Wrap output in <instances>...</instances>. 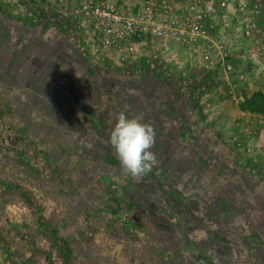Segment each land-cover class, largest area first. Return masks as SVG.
<instances>
[{
    "label": "rangeland",
    "instance_id": "rangeland-1",
    "mask_svg": "<svg viewBox=\"0 0 264 264\" xmlns=\"http://www.w3.org/2000/svg\"><path fill=\"white\" fill-rule=\"evenodd\" d=\"M85 1L0 0V264H264V0H169L197 29L120 49ZM121 111L155 130L145 176L109 142Z\"/></svg>",
    "mask_w": 264,
    "mask_h": 264
},
{
    "label": "built area",
    "instance_id": "built-area-1",
    "mask_svg": "<svg viewBox=\"0 0 264 264\" xmlns=\"http://www.w3.org/2000/svg\"><path fill=\"white\" fill-rule=\"evenodd\" d=\"M77 17L90 28L92 40L99 48H119V43L128 42L135 47L134 36L148 35L156 40H178L177 33L196 30L194 23L180 29L177 15L169 0H145L131 15H122L118 7L106 0H87L73 10ZM194 21L201 18L193 15ZM120 49V48H119ZM132 50V47H130Z\"/></svg>",
    "mask_w": 264,
    "mask_h": 264
},
{
    "label": "clouds",
    "instance_id": "clouds-1",
    "mask_svg": "<svg viewBox=\"0 0 264 264\" xmlns=\"http://www.w3.org/2000/svg\"><path fill=\"white\" fill-rule=\"evenodd\" d=\"M155 135L151 124L142 122L140 117L119 112L109 142L125 174L142 177L152 171L157 161L156 154L151 151Z\"/></svg>",
    "mask_w": 264,
    "mask_h": 264
},
{
    "label": "trees",
    "instance_id": "trees-1",
    "mask_svg": "<svg viewBox=\"0 0 264 264\" xmlns=\"http://www.w3.org/2000/svg\"><path fill=\"white\" fill-rule=\"evenodd\" d=\"M139 37L134 36V41H138ZM206 69V66H199L198 70H200V72L202 70ZM207 75H211V72H206L203 74V78L204 76ZM250 106H248V110L251 112H255L258 114H264V97H262L261 95H254L251 96V98L249 100L246 101Z\"/></svg>",
    "mask_w": 264,
    "mask_h": 264
},
{
    "label": "crops",
    "instance_id": "crops-1",
    "mask_svg": "<svg viewBox=\"0 0 264 264\" xmlns=\"http://www.w3.org/2000/svg\"><path fill=\"white\" fill-rule=\"evenodd\" d=\"M153 48H154V46H149V45L147 46V49H153Z\"/></svg>",
    "mask_w": 264,
    "mask_h": 264
}]
</instances>
